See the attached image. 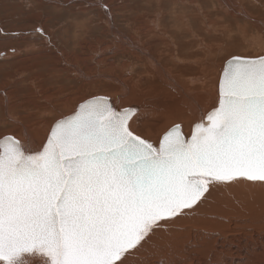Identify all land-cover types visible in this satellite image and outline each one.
<instances>
[{"label":"snow or ice","instance_id":"1","mask_svg":"<svg viewBox=\"0 0 264 264\" xmlns=\"http://www.w3.org/2000/svg\"><path fill=\"white\" fill-rule=\"evenodd\" d=\"M139 111L96 96L37 148L0 138V264H128L215 185L264 183V55L226 61L190 138L177 123L157 146Z\"/></svg>","mask_w":264,"mask_h":264},{"label":"rangeland","instance_id":"2","mask_svg":"<svg viewBox=\"0 0 264 264\" xmlns=\"http://www.w3.org/2000/svg\"><path fill=\"white\" fill-rule=\"evenodd\" d=\"M253 37L260 38L262 46L255 47L249 41ZM128 42L144 51L155 45L153 52L149 50L159 67L172 68L173 76L183 81L180 88L193 92L192 104L184 103L179 110L183 120L194 121L190 106L207 113L215 105L211 96L217 98V93L211 95L210 86L215 82L217 92L226 61L233 56L263 55L264 0H0V138L11 135L25 139L21 134L26 131L30 142L45 141L55 120L96 96L113 94V103L120 107L125 96L140 97L141 101L136 103L135 99L128 106L147 105L152 110L158 103L162 112L166 96L178 95L177 85L167 72L165 77L153 71L147 78V57L139 55L145 61L133 57ZM141 72L142 78L138 76ZM109 78L126 79L128 91L123 98L117 97L122 87ZM143 78L147 81L139 82ZM135 92L142 94L136 96ZM198 95L205 96L204 103L197 102ZM167 101L172 104L176 100ZM170 118L175 116L157 113L138 119L134 128L142 133L159 130ZM35 143L30 146H39ZM240 192L243 194L226 196L235 204L228 203L227 218L219 220L223 224L219 228L209 223L215 216L211 207L205 222L187 223L190 227L180 234L172 228L162 229L151 238L155 237L154 244L145 250L140 264H194L196 258L214 264L208 255L212 251L211 258L218 237L230 236L224 227L235 226L227 222L229 219L264 226V191ZM250 249L252 264L264 263V254L258 251L255 257L254 248ZM218 259L222 264L221 257Z\"/></svg>","mask_w":264,"mask_h":264},{"label":"bare ground","instance_id":"3","mask_svg":"<svg viewBox=\"0 0 264 264\" xmlns=\"http://www.w3.org/2000/svg\"><path fill=\"white\" fill-rule=\"evenodd\" d=\"M259 24H260V22H259ZM144 31H146L145 26H144ZM249 41L253 42L255 47H256V45L257 46L260 45V43L262 42L260 38H256V37L251 38ZM126 44L130 48L129 50L132 51L131 55L133 57H135L136 59L145 61L143 59V57H140L141 54H143L145 57H147V63L148 64L145 65V68H146L145 69L146 70L145 76L147 78H148V76L154 74L153 71H155L159 75H160V73H162L165 77H167L166 74L168 73L170 75L171 79L176 83L177 87H174V88L178 92V95L171 96L172 94H170V95L166 96V99H164L163 103H162V104H165L166 108H164V110L162 112L158 111V107H157L158 103L154 104L155 108L152 109V110L148 109L147 105H146V107H143V108L141 106H139L140 104H138V106H135V107H138L140 109V111L138 113L139 119L140 118L144 119L147 116H152V115L157 114V113L165 114V115L171 114V115L175 116V118H173L174 120H172L171 118H170L171 120H165L159 126L160 127L159 130L158 129L157 130H153V131H151V130L149 131L148 130V131H146L144 133H142L141 131H139L137 129L136 130L143 137H146V138L150 139L151 141L156 142L157 140L159 141V137H160L161 134L163 135V133L165 131H167L169 128H171V124L179 123L181 125V127H182V131L184 132L186 138H190L191 130H192V127L194 126V124L196 122H199L201 119H204L205 122H206V114H207L205 111L204 112L203 111L200 112L201 110L199 108H195L196 109L195 110V109H193V107L190 106V113H191L190 116H191V118L194 121H190V118H187L186 120L182 119V116L180 115L181 111L179 109L183 108L184 103L186 105L187 104L188 105L192 104L191 101L194 98V94H192L193 92L189 91V92H191V93H189V92H186L184 89L180 88V86L183 85L182 84L183 81H182V79L180 77H175V74L173 76L172 68L170 70H163V69H161L159 67V65L156 62V60L152 58V52L155 50V45L149 46L144 51V49H142L140 47H136V46L130 45L129 42L126 43ZM141 46L144 47L143 45H141ZM260 46H262V45H260ZM121 49L125 50L124 48H121ZM149 49L152 50V52ZM261 49H262V47H261ZM260 54L264 55V49L261 50ZM255 57H258V56H255ZM125 67H127V65ZM180 67H182V66H180ZM144 72L139 73L138 76L140 78H142L144 76L143 75ZM126 78L129 79L131 77L129 75ZM109 80L113 81V82H118V85L120 87H122L123 91L120 92L117 97H118V99L119 98H123L122 95H124L128 91V89H126V86L124 84L126 79L120 80L119 78L118 79L109 78ZM145 80L146 79L143 78V79H140L139 82L140 81L145 82ZM188 82L192 83V84L194 83L193 80H190ZM205 82L206 81H204V83ZM214 84H215V82L213 83V86H214ZM213 86H210L211 89H212L211 95L215 91V93H217V98L215 96H211L210 94L209 95L212 97V100L216 101V103L214 105V106H216L217 103H218V101H217V99H218V90L216 92V89H214ZM137 94H142V92H139V93L135 92L136 96H137ZM203 95H206V94H203ZM203 95L196 96V100H197V102L199 104L204 103L205 96H203ZM112 96L114 97L113 94L112 95H108L107 97L109 98L110 102L113 104V106L117 110H121L123 108L134 106V105H130V106H128V105L130 103H132V101H135V99H136V103L141 101L140 97L138 99V98L132 97L131 95L125 96V101L120 99L121 100L120 102L124 103L123 105L120 103L121 104V107H120L119 104L117 105L116 103H113L112 100H114V99H112L113 98ZM180 96L182 97V99H181ZM103 97H106V96H103ZM179 97L181 99L180 101L182 102V104H180L179 103L180 101H178ZM172 98H174L176 101H175V103L170 104L167 101V99H172ZM145 104H147V103H145ZM150 106L152 107L151 103H150ZM76 108H75V110H76ZM210 110H211V108H210ZM64 117H66V116H64ZM133 119L135 120V123L133 124V127H135L138 124V119H136L135 117ZM130 123H131V121H130ZM25 132L26 131H24L23 134H21V135L27 137V133H25ZM13 137L16 138V139H20L22 142L24 141V137H20V136L19 137L13 136ZM34 140H35V138H34ZM36 140L34 141V143L31 142V144L35 145V144H37L35 142H38L39 146H40L43 143L44 138H39L38 141H36ZM158 141H157V146H158ZM240 190H243V191L248 190V192H251V191H264V183H261V182H249V181L240 180L238 182L221 183V184L215 185L212 189H210L209 193L205 194L206 198L203 199L202 202L199 203L198 206L194 207V209H192L190 211L189 210H185L186 214L178 216L177 218H175L169 224H167L164 227L158 229L156 231V234H158L162 229L164 230V229H170V228L174 229L177 234H180L187 227H190V226L186 225L187 223H190V222H205L206 217L209 218V216H210V213H207V212H209V210H210L209 208H211V207H213V209H215L214 210L215 212H213L215 216H214V220L209 219L210 220L209 223L210 224H214L215 228H219L221 225H223V224L219 223V220L222 217L227 218L228 211H229V210H227L229 208L228 203H230L231 205L235 204L234 201H231V200L227 199L226 196L228 194L242 195L243 193H241ZM224 204H226V205H224ZM227 222L233 224L235 227L233 228L231 225H227V228L224 227L226 229L225 231L230 234L229 237H221L224 234L221 235V233H219V234L215 233L217 236H220V235L221 236L218 237V239L216 240L218 242L215 243L213 248H212L213 253L211 254V258H210V253L212 251L208 255V259H211L212 263L220 264L218 257H221V260L223 262L222 264H252L253 260H254V258H253V249H250V251H249V250H247L249 248H254V253H255L254 256L255 257L257 256V252L258 251H259V253L261 251L260 254H264V226L262 227V225H261L258 228L255 224H249L247 220L235 219V218H231ZM257 230H259L261 232L262 236H261V234L259 235V233H257ZM201 233L202 234H207L205 232H201ZM202 234H200V235L202 236ZM154 238L151 239L148 243H146L144 245V247L139 252L135 253V255H133V256H130L128 258V264H134V263L140 264V261L142 262L143 260H145V254H146L145 250L149 249V246L154 244L152 242V240H154ZM179 242L180 241H177L178 244H179ZM226 255L228 257H226ZM196 256L199 257L198 255H196ZM262 257L264 259V256H262ZM165 259L168 261L169 260V256L165 257ZM196 259H194V261H193L194 264H205L206 263L202 259H199V258H198L199 260H196ZM256 263H258L257 260H256ZM156 264H159V261L156 262ZM206 264H210V263H206ZM260 264H264V263L261 262Z\"/></svg>","mask_w":264,"mask_h":264}]
</instances>
